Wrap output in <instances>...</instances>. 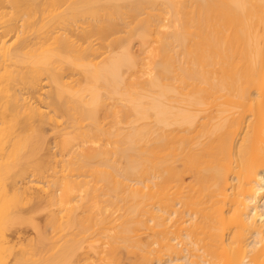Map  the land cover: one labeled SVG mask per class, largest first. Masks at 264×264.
<instances>
[{"label":"bare ground","instance_id":"obj_1","mask_svg":"<svg viewBox=\"0 0 264 264\" xmlns=\"http://www.w3.org/2000/svg\"><path fill=\"white\" fill-rule=\"evenodd\" d=\"M122 253L264 264V0H0V264Z\"/></svg>","mask_w":264,"mask_h":264},{"label":"rangeland","instance_id":"obj_2","mask_svg":"<svg viewBox=\"0 0 264 264\" xmlns=\"http://www.w3.org/2000/svg\"><path fill=\"white\" fill-rule=\"evenodd\" d=\"M118 36V35H116ZM137 42V40H135ZM80 76H76L78 78ZM110 119L104 118L103 123H108ZM109 125V124H108ZM107 125V126H108ZM52 136V134L49 135V137ZM187 181H190L192 178L189 176L186 177ZM26 210L23 212V214L30 218L31 222L28 223H21L19 225H16L12 229V233L16 236H19L21 238H29L32 239L34 242H39L40 234L37 232V228L40 232H45L48 230V227L46 225V209H40L38 210V206L35 203L29 204L26 206ZM36 227V229H35ZM132 257L126 253H122V262L125 264H129L130 259Z\"/></svg>","mask_w":264,"mask_h":264}]
</instances>
